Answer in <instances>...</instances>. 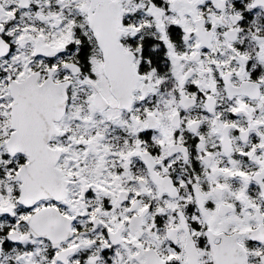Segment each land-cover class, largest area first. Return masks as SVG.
Listing matches in <instances>:
<instances>
[{"label":"snow or ice","instance_id":"6c2138e0","mask_svg":"<svg viewBox=\"0 0 264 264\" xmlns=\"http://www.w3.org/2000/svg\"><path fill=\"white\" fill-rule=\"evenodd\" d=\"M0 264H264V0H0Z\"/></svg>","mask_w":264,"mask_h":264}]
</instances>
